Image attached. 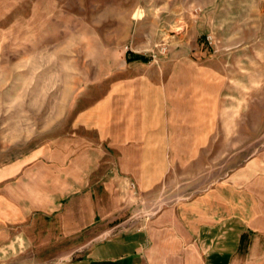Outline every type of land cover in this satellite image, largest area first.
Here are the masks:
<instances>
[{
	"label": "rangeland",
	"instance_id": "obj_1",
	"mask_svg": "<svg viewBox=\"0 0 264 264\" xmlns=\"http://www.w3.org/2000/svg\"><path fill=\"white\" fill-rule=\"evenodd\" d=\"M194 120L205 121L200 157L170 159L152 191L115 180L108 227H140L221 181L264 198V0H0V171L27 163L0 182V264L75 257L92 240L86 229L55 237L49 202L62 216L90 192L106 203L102 183L115 172L105 140L180 142L199 129ZM84 150L95 153L91 190L74 191L68 174ZM55 174L70 188L47 189Z\"/></svg>",
	"mask_w": 264,
	"mask_h": 264
},
{
	"label": "crops",
	"instance_id": "obj_2",
	"mask_svg": "<svg viewBox=\"0 0 264 264\" xmlns=\"http://www.w3.org/2000/svg\"><path fill=\"white\" fill-rule=\"evenodd\" d=\"M201 123L205 121L194 120L198 128ZM153 125L160 126L158 122ZM131 138L119 135L105 140V157L115 172L113 178L102 183L104 196L110 200H94L90 192L83 199L72 200L68 216L59 214L61 204L57 206L55 201L49 202V210H43L46 217L55 219L54 224H60L59 228L54 225L55 237L76 235L86 229V237L92 240L76 248L75 257L60 258L58 264H264V198L257 197L254 187L240 192L239 179L218 182L200 195L168 205L147 222L141 220V226L135 229L124 228L125 219L108 227L106 223L117 220L113 214L118 208L113 198L115 180L126 184L130 177L138 193L152 191L166 177L170 159L198 158L207 145L201 128L188 140L182 136L180 142L168 134L161 139L154 134ZM77 155L68 174L74 187L59 181L55 174V183L47 189L91 190L84 171L95 166V153L84 150ZM55 161L58 168L62 162ZM26 164L18 161L1 169L0 182L14 178ZM262 181L264 193V166ZM10 206L8 203L7 208ZM98 219L101 223L92 226ZM112 229V234L102 237Z\"/></svg>",
	"mask_w": 264,
	"mask_h": 264
},
{
	"label": "trees",
	"instance_id": "obj_3",
	"mask_svg": "<svg viewBox=\"0 0 264 264\" xmlns=\"http://www.w3.org/2000/svg\"><path fill=\"white\" fill-rule=\"evenodd\" d=\"M134 61H143V62H145L146 61V59L145 58H143V57H141V56H134L133 58H132Z\"/></svg>",
	"mask_w": 264,
	"mask_h": 264
}]
</instances>
